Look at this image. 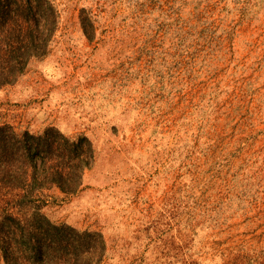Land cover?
I'll return each instance as SVG.
<instances>
[{"label": "rangeland", "instance_id": "374dc122", "mask_svg": "<svg viewBox=\"0 0 264 264\" xmlns=\"http://www.w3.org/2000/svg\"><path fill=\"white\" fill-rule=\"evenodd\" d=\"M54 3L48 52L0 89V124L93 144L43 213L100 231L99 264H264V0Z\"/></svg>", "mask_w": 264, "mask_h": 264}, {"label": "trees", "instance_id": "16d2710c", "mask_svg": "<svg viewBox=\"0 0 264 264\" xmlns=\"http://www.w3.org/2000/svg\"><path fill=\"white\" fill-rule=\"evenodd\" d=\"M83 33L95 32L89 15ZM54 0H0V89L44 56L56 32ZM94 160L91 140L54 125L39 132L0 124V258L4 264H99L107 245L98 230L54 222L41 210L42 192L75 194Z\"/></svg>", "mask_w": 264, "mask_h": 264}]
</instances>
